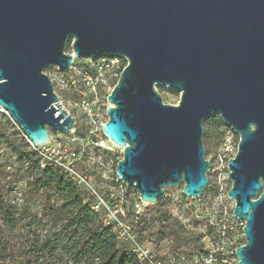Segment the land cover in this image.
I'll use <instances>...</instances> for the list:
<instances>
[{
    "label": "water",
    "instance_id": "water-1",
    "mask_svg": "<svg viewBox=\"0 0 264 264\" xmlns=\"http://www.w3.org/2000/svg\"><path fill=\"white\" fill-rule=\"evenodd\" d=\"M105 53L128 63L102 126L123 152L115 174L147 204L180 183L198 198L209 185L203 122L217 114L239 136L226 192L245 222L238 264H264V0H0L1 108L33 146L70 132L75 117L45 70Z\"/></svg>",
    "mask_w": 264,
    "mask_h": 264
},
{
    "label": "rangeland",
    "instance_id": "rangeland-1",
    "mask_svg": "<svg viewBox=\"0 0 264 264\" xmlns=\"http://www.w3.org/2000/svg\"><path fill=\"white\" fill-rule=\"evenodd\" d=\"M65 50L72 53L69 43ZM45 73L53 81L54 92L59 97L58 102L61 106L69 109L75 117L77 129L80 130L81 134L74 133L80 139L72 141L71 147L80 155L81 170L94 175L95 181L103 193H107L110 189H116L112 179L115 174L116 163L122 158V149L116 145H111L109 142L107 143L108 148H101L92 142V138L88 135L91 128L90 123H88L84 113L78 108L72 107L71 104L79 97L78 92L72 88L71 74L60 72L56 66L47 67ZM156 90L160 93L164 103L176 104L179 100V91H174L167 86H156ZM102 95L101 106L106 108L109 105L107 102L108 94L103 93ZM204 131L207 132L205 135ZM50 134L54 139L69 140L70 137V132H51ZM219 137L218 127H209L203 124V145L207 158L211 156ZM36 158L37 154L20 128L5 111H0V191L3 199L14 206L17 217L21 218L18 230L10 233V230L4 225L0 213V237L2 241L7 240L6 246L12 245L15 250L22 245L23 234L42 233L51 229V223L45 217L47 208L50 206L46 198L47 193L39 184L33 182L37 172L34 167ZM206 175L209 179V175L207 173ZM182 187L183 183L168 185L164 188L163 196L159 197L154 205L148 204L141 208L136 206L140 198L137 191L133 187H128L123 209L126 221L129 222L137 211L143 212L146 208H155L186 239L187 243L180 252L186 254L190 259L194 256L202 261V264H207L203 262V258L206 255L205 252L210 240L214 241L216 229L207 222L208 218L205 217L210 215L214 219V215L218 212L217 205L215 199L209 196V189L206 187L203 188L202 194L210 197L207 209L200 207L197 213L192 212V206H196L201 201L199 199L201 196L195 199L188 198L182 195ZM50 198V203L58 199L57 195L53 193H50ZM225 204L230 211L233 210L231 200L226 201ZM28 221H31L30 225L27 224ZM173 251H175L173 243L171 241L164 242L158 254L167 258Z\"/></svg>",
    "mask_w": 264,
    "mask_h": 264
},
{
    "label": "built area",
    "instance_id": "built-area-1",
    "mask_svg": "<svg viewBox=\"0 0 264 264\" xmlns=\"http://www.w3.org/2000/svg\"><path fill=\"white\" fill-rule=\"evenodd\" d=\"M75 59L71 63L70 71L65 73L71 74L72 88L79 94L77 100L72 101V107L81 110L90 123L91 128L88 135L92 138V142L101 148H108V142L111 145L115 144L105 138L102 132V126L107 120V107L101 106V98L103 93L109 94L119 80L123 68L128 64L127 58L119 53H105L97 58H77V61ZM58 105L70 113L69 109L61 106L59 102ZM0 111H5L9 115L1 106ZM218 128L220 137L211 156L206 157L210 164L207 171L210 179L207 186L208 194L215 199L218 212L214 215V219L210 215L205 218H208L207 222L216 230L214 241L210 240L203 262L207 264H238L235 248L243 245L246 240L242 230L245 222L236 218L233 210L230 211L225 203L231 200L234 205V200L226 193L231 186V179L227 176L230 171L227 161L238 150L239 136L224 122ZM75 129L76 127L70 131L69 140L54 139L50 135L49 142L44 145L33 146L26 138L38 156L39 168L58 169L79 189H83L91 210L100 215L105 225L113 227L117 241L127 244L129 252L136 255L140 264H202V261L196 257L193 256L190 259L180 251H173L167 258L164 255L157 257L150 245L136 240L132 224L123 220L125 216L123 205L126 201L125 195L128 186L114 174L112 182L116 185V189H110L107 193H103L99 189L94 175L81 170L80 155L71 147L72 141L80 139L74 134ZM199 199L201 201L196 206H192L194 213H197L200 207L207 209L210 197L202 194ZM147 205L139 198L136 206L141 208ZM140 213L141 211H137L136 215Z\"/></svg>",
    "mask_w": 264,
    "mask_h": 264
},
{
    "label": "trees",
    "instance_id": "trees-1",
    "mask_svg": "<svg viewBox=\"0 0 264 264\" xmlns=\"http://www.w3.org/2000/svg\"><path fill=\"white\" fill-rule=\"evenodd\" d=\"M203 124L219 127L223 121L217 114H211ZM75 127L76 133L81 134ZM206 133L204 131V135ZM34 167L37 172L33 182L47 193L50 206L45 217L51 223V229L23 234L22 245L17 250L12 245L6 246L7 240L2 241L0 237V264H140L136 255L129 252L128 245L117 241L113 227L105 225L100 215L91 210L83 189L58 169H40L38 156ZM50 193L58 198L51 203ZM0 213L10 233L17 231L21 218L17 217L14 206L3 199L1 191ZM129 223L136 240L150 245L157 257L164 242L171 241L175 251H180L187 243L179 230L155 208L135 214Z\"/></svg>",
    "mask_w": 264,
    "mask_h": 264
},
{
    "label": "bare ground",
    "instance_id": "bare-ground-1",
    "mask_svg": "<svg viewBox=\"0 0 264 264\" xmlns=\"http://www.w3.org/2000/svg\"><path fill=\"white\" fill-rule=\"evenodd\" d=\"M109 103V102H108ZM109 105H110V103H109Z\"/></svg>",
    "mask_w": 264,
    "mask_h": 264
}]
</instances>
